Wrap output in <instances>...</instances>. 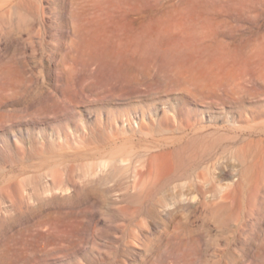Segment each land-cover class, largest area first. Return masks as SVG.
I'll list each match as a JSON object with an SVG mask.
<instances>
[{
  "label": "rangeland",
  "instance_id": "rangeland-1",
  "mask_svg": "<svg viewBox=\"0 0 264 264\" xmlns=\"http://www.w3.org/2000/svg\"><path fill=\"white\" fill-rule=\"evenodd\" d=\"M256 49L264 0H0V264H264Z\"/></svg>",
  "mask_w": 264,
  "mask_h": 264
},
{
  "label": "bare ground",
  "instance_id": "bare-ground-1",
  "mask_svg": "<svg viewBox=\"0 0 264 264\" xmlns=\"http://www.w3.org/2000/svg\"><path fill=\"white\" fill-rule=\"evenodd\" d=\"M247 56L249 57V61H247L246 63L242 62V65L244 63L245 64L243 65V68H242V75L238 78V79H241L242 81L236 82V80H231L229 82H223L219 84L218 86L217 85L215 86L216 90L219 89L221 93L226 92L228 94L233 95L239 91H244L245 85H254V83H258L264 86V52L263 50H260L257 52V49H256L254 50V54L249 53ZM252 56L256 58L255 60L250 61ZM154 60L157 62H153L149 64V67H148L149 77L152 80L163 82L166 80L167 77H170V76H168L166 73L162 74L160 69L156 68V65H155V63H159L158 58H154ZM195 72L198 73V71H195ZM183 80H186V78L179 79L178 81L180 82ZM190 85L192 87H195L198 85V83L195 80L194 82L190 81L188 88L191 89ZM241 97H244V95H241ZM251 115L253 118H264V107H262L261 109L258 108V109L252 110ZM226 127L229 128L228 126ZM256 133H260L261 135L264 136V124L260 126L259 130H257L254 127H251L250 134H256ZM151 156L152 154L150 153L147 154L144 160V164H145L144 168L141 169L140 171H136L139 177L138 180L135 182L136 186H140L143 188L149 187L151 185V181H153L154 179L153 177L158 174V172L154 170L153 167L151 166V160H152Z\"/></svg>",
  "mask_w": 264,
  "mask_h": 264
}]
</instances>
